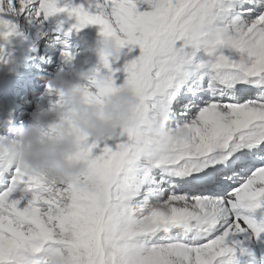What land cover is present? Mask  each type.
<instances>
[{
  "label": "snow or ice",
  "instance_id": "obj_1",
  "mask_svg": "<svg viewBox=\"0 0 264 264\" xmlns=\"http://www.w3.org/2000/svg\"><path fill=\"white\" fill-rule=\"evenodd\" d=\"M144 2L18 0L138 48L121 86L139 103L121 134L86 139L89 187L0 173V264H227L237 234H264V0ZM15 30L0 16V35Z\"/></svg>",
  "mask_w": 264,
  "mask_h": 264
},
{
  "label": "clouds",
  "instance_id": "obj_2",
  "mask_svg": "<svg viewBox=\"0 0 264 264\" xmlns=\"http://www.w3.org/2000/svg\"><path fill=\"white\" fill-rule=\"evenodd\" d=\"M0 7L13 11L11 0H0ZM191 36L194 42H201L198 28L192 29ZM98 45L101 59L119 60L127 55L113 36L102 33ZM66 75L60 70L45 77L57 98L50 101L47 94H41L28 122L0 134V173L18 166L51 184L76 182L89 187L88 164L81 155L86 139L104 142L134 122L139 99L133 89L113 85L102 91L96 82L107 76L97 71L81 70L74 79Z\"/></svg>",
  "mask_w": 264,
  "mask_h": 264
},
{
  "label": "rangeland",
  "instance_id": "obj_3",
  "mask_svg": "<svg viewBox=\"0 0 264 264\" xmlns=\"http://www.w3.org/2000/svg\"><path fill=\"white\" fill-rule=\"evenodd\" d=\"M138 0H136V2H137ZM142 1H144V0H142ZM146 8H145V10L143 9V10H138V11H146V10H149V5L148 4H146ZM16 12V11H15ZM68 15V13H66V12H64V15H63V17H64V19L65 20H67V18H68V20H70L71 19V16H67ZM13 17L18 21V23L19 24H21L20 25V27L21 28H19V31H21L22 33H23V37L26 35V37H27V34H25L24 32H28V37H29V44H30V46L28 47V49L27 50H24L22 47H18V45L16 44V42H14V40H12V41H10V47L8 48L7 47V45H8V41L11 39V38H14V33H12V34H10V35H8L7 37H5L4 39L5 40H0V47H2L3 48V45H4V43H5V48H4V51H2V53L0 54V57H3V59H1V61H0V79H2L3 78V74H5V75H8V70H5V69H7L8 67H7V59L9 58V57H17V58H20V56L21 55H23V54H28V57H27V61H28V65H29V63L34 59V52L35 51H37V42H38V40L39 39H41V42H42V47H41V50L42 49H44L46 46H48L50 43H52V41L51 40H49L48 39V35L49 36H51V38H52V40H54V41H56V43H59V41H64V40H66V39H60L59 37H57V35L58 34H56L55 32H47V31H45V30H39L38 29V26L37 25H33V26H30L28 29H26L25 28V26H27L28 24H27V21H26V19H25V15H23V13H19V11L17 10V13H16V16H15V14L13 15ZM49 19L50 20H53V15H51V16H49ZM17 23V24H18ZM75 23L77 24V20L75 19ZM32 24H35V23H32ZM51 25H52V27L53 28H55V26H54V23L52 22L51 23ZM23 27V28H22ZM36 27V28H35ZM33 28V29H32ZM83 28L85 29V31L89 34V36H91L92 38H97V32L95 31V27H94V25H92V24H87V25H85V26H83ZM75 30V29H74ZM24 31V32H23ZM76 31V30H75ZM44 32V33H43ZM11 35H13V36H11ZM69 36V35H68ZM89 40H93V39H91V38H89L88 36H86ZM18 38L19 39H22L20 36H16L15 35V40H18ZM69 40H70V42H72L73 40H72V36L70 37L69 36V38H68ZM45 42V43H44ZM72 44H74V48L75 49H77V42H73ZM39 46V45H38ZM11 48H13V49H16V51H17V53H15V52H12V49ZM87 50V47H81V48H79V49H77V52L76 53H73L72 51H69V50H67L69 53H71V54H78V53H82V50ZM40 50V51H41ZM43 51V50H42ZM88 51V50H87ZM123 52H127V49L126 48H124L123 50H122ZM139 54V49L138 48H135L134 50H133V52L132 53H128V55H127V57H125V56H121V58L118 60V61H116L114 64H113V70H116V69H119V71H118V73H119V75L121 74V75H123V78H120V77H117L116 78V76L114 75H112L113 76V79H114V83H115V85H117V86H120V85H122L123 83H124V81H125V77L126 76H124V74L126 75V73H124L123 72V63H124V61H125V59H131L132 58V56L133 55H138ZM57 59V57H55V59L54 60H56ZM60 58H58L57 60H59ZM99 59H101V58H99ZM93 61H95V60H92V59H88L87 60V62L91 65L92 63H93ZM110 62H112V60L110 61ZM113 63V62H112ZM122 63V66H120L121 68H119V67H117V64H121ZM59 65H60V60H59ZM104 66H103V64L100 66V71L99 72H101V70H102V68H103ZM57 70L58 71H60L61 70V68L58 66V68H57ZM86 70H91V69H86ZM79 71H81V70H79ZM91 71H97V69L95 68V69H93V70H91ZM20 72H16V74H19ZM101 74V73H100ZM107 75H109V74H106V76ZM67 78H69V79H74L75 77H73L72 75L71 76H69V77H67ZM53 92L54 91H50V93H49V95L52 97L51 99L52 100H55L57 97H55V96H53Z\"/></svg>",
  "mask_w": 264,
  "mask_h": 264
},
{
  "label": "bare ground",
  "instance_id": "obj_4",
  "mask_svg": "<svg viewBox=\"0 0 264 264\" xmlns=\"http://www.w3.org/2000/svg\"><path fill=\"white\" fill-rule=\"evenodd\" d=\"M147 6L145 5V6H139V5H137V9L138 10H145V8H146ZM20 13V12H19ZM23 15H25V19H26V21H27V26H25V28L26 29H28L30 26H33V25H36V24H32L31 22H30V17L32 16V15H26V14H24L23 13ZM42 15L43 14H41L40 15V17H42ZM63 12L62 13H58V14H56V19H55V21H54V24H55V28H57L58 30H60V32L61 33H65V32H67V29L65 28V26H64V21H63ZM3 18H6V19H9V20H14L15 18L13 17V16H8V15H1ZM39 22H41V20H39ZM16 24V30H15V32H13L16 36H18L17 35V33L19 32V28H21L20 27V25L21 24H17V23H15ZM23 28V27H22ZM36 28V27H35ZM52 28V25L50 24V25H48V24H46V25H44V26H38V29L39 30H45V31H49L50 29ZM33 29V28H32ZM29 30V29H28ZM24 32V31H23ZM25 34H27V37H26V35L24 36V38L22 39V40H24V42L26 43V45H29V37H28V32L26 31V32H24ZM15 35H14V38H11L9 41H8V45H7V47L9 48L10 47V41H12V40H14V42H16V44L18 45V47H20L21 46V43H20V41H19V39L18 40H15ZM20 35H22V32H20ZM11 36H13V35H11ZM48 39L49 40H51L52 41V43H50L49 45H51V46H54V47H56L57 48V46H56V41H54V40H52V38H51V36H49L48 35ZM45 43V42H44ZM97 46H98V44L97 43H95ZM2 47H0V49H1ZM12 49V52H15V53H17V51H16V49H13V48H11ZM24 50H27V47L25 46L24 47ZM66 53V52H65ZM65 53H64V55H63V59H60V63H61V70H63L67 75H66V78L67 77H69V76H73V77H75V74H76V71H78V70H84L85 68H89L90 67V64L87 62V60L88 59H92V60H96V59H99V58H101V56L100 57H98V58H93V57H90L88 54H86V53H84L83 55H73V54H71V53H69V52H67V53H69L70 55H71V59H69L67 56H65ZM95 54H100V52H99V49L95 52ZM26 61V60H25ZM24 63L25 62H23L22 64H20V63H16V67L20 70L21 68H22V66L24 65ZM50 71V70H49ZM50 101L52 100L51 98L49 99ZM239 239H241V240H249L250 238H251V235H250V233H243V234H237L236 235ZM261 239L264 241V235L263 236H261Z\"/></svg>",
  "mask_w": 264,
  "mask_h": 264
}]
</instances>
